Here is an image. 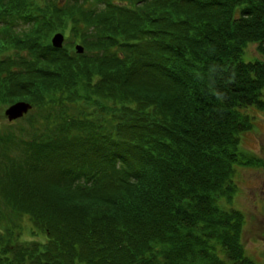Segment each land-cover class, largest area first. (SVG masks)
Masks as SVG:
<instances>
[{
  "label": "trees",
  "instance_id": "16d2710c",
  "mask_svg": "<svg viewBox=\"0 0 264 264\" xmlns=\"http://www.w3.org/2000/svg\"><path fill=\"white\" fill-rule=\"evenodd\" d=\"M18 102L0 264H259L232 202L237 167L264 168L241 141L264 112V0H0V105Z\"/></svg>",
  "mask_w": 264,
  "mask_h": 264
},
{
  "label": "rangeland",
  "instance_id": "374dc122",
  "mask_svg": "<svg viewBox=\"0 0 264 264\" xmlns=\"http://www.w3.org/2000/svg\"><path fill=\"white\" fill-rule=\"evenodd\" d=\"M62 34L65 36L64 46L71 42L76 45V41L70 39V33ZM74 48L76 50V46ZM245 59L247 61L261 59L257 45L248 46ZM11 106L0 105V129L11 123L5 115ZM250 114L254 117V128L241 136L242 150L264 163V112L250 110ZM19 120L17 125L22 124ZM235 183L238 193L233 199L232 207L242 211L247 218L243 234L244 247L251 258L259 264H264V168L237 167ZM31 238L41 240L43 235Z\"/></svg>",
  "mask_w": 264,
  "mask_h": 264
},
{
  "label": "water",
  "instance_id": "95a60500",
  "mask_svg": "<svg viewBox=\"0 0 264 264\" xmlns=\"http://www.w3.org/2000/svg\"><path fill=\"white\" fill-rule=\"evenodd\" d=\"M64 42L65 36L62 33L55 34L51 39L53 47L57 49L63 48ZM76 50L80 54L84 52V48L81 45H77ZM31 109L32 106L29 103L18 102L9 107L6 110L5 115L7 116L9 122H14L27 115Z\"/></svg>",
  "mask_w": 264,
  "mask_h": 264
}]
</instances>
